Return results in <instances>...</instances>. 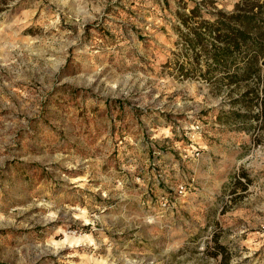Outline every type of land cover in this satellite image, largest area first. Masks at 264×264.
Instances as JSON below:
<instances>
[{
	"label": "rangeland",
	"instance_id": "obj_1",
	"mask_svg": "<svg viewBox=\"0 0 264 264\" xmlns=\"http://www.w3.org/2000/svg\"><path fill=\"white\" fill-rule=\"evenodd\" d=\"M240 1L0 0V264H264L259 108L184 39Z\"/></svg>",
	"mask_w": 264,
	"mask_h": 264
},
{
	"label": "trees",
	"instance_id": "obj_2",
	"mask_svg": "<svg viewBox=\"0 0 264 264\" xmlns=\"http://www.w3.org/2000/svg\"><path fill=\"white\" fill-rule=\"evenodd\" d=\"M199 9L192 8V14ZM203 24L184 34L185 44L199 48L206 57V71L201 75L235 89L244 84L233 103L244 102L259 110L234 113L264 128V1L241 0L232 12H216L214 22Z\"/></svg>",
	"mask_w": 264,
	"mask_h": 264
},
{
	"label": "built area",
	"instance_id": "obj_3",
	"mask_svg": "<svg viewBox=\"0 0 264 264\" xmlns=\"http://www.w3.org/2000/svg\"><path fill=\"white\" fill-rule=\"evenodd\" d=\"M181 189H182V187H181ZM163 202H162V206L164 207V208H167L168 207V200L166 199V198H164L163 197Z\"/></svg>",
	"mask_w": 264,
	"mask_h": 264
},
{
	"label": "bare ground",
	"instance_id": "obj_4",
	"mask_svg": "<svg viewBox=\"0 0 264 264\" xmlns=\"http://www.w3.org/2000/svg\"><path fill=\"white\" fill-rule=\"evenodd\" d=\"M81 240V239H80Z\"/></svg>",
	"mask_w": 264,
	"mask_h": 264
}]
</instances>
